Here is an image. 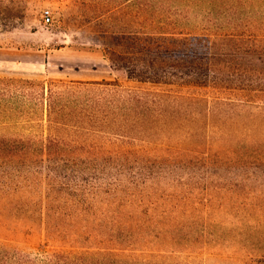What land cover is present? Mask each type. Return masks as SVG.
<instances>
[{
	"label": "trees",
	"instance_id": "obj_1",
	"mask_svg": "<svg viewBox=\"0 0 264 264\" xmlns=\"http://www.w3.org/2000/svg\"><path fill=\"white\" fill-rule=\"evenodd\" d=\"M137 7L131 39L103 52L136 85L0 77V236L52 247L8 258L0 243L2 263L179 264L222 249L234 211L235 262L264 264V0ZM190 46H207L201 71L166 57Z\"/></svg>",
	"mask_w": 264,
	"mask_h": 264
},
{
	"label": "rangeland",
	"instance_id": "obj_2",
	"mask_svg": "<svg viewBox=\"0 0 264 264\" xmlns=\"http://www.w3.org/2000/svg\"><path fill=\"white\" fill-rule=\"evenodd\" d=\"M44 8H49L52 14L51 22L47 24L41 16ZM137 11V0H0V77L44 82L106 80L136 85L133 82H126L124 71L111 67L104 59L103 52L107 48L119 50L114 43L120 38L131 39L130 36H133L132 33L138 23ZM190 47L194 48L192 55L189 51V56H182L180 53L166 57L173 65L177 62L180 66L185 65L184 70L201 71L207 62L201 58L208 57L201 54L207 51V46H201V51L200 47ZM36 53H39V56ZM109 57L116 59L118 64L127 58H134V56ZM210 94L216 95L213 91ZM221 95L224 98H242L238 94ZM215 121L218 119L215 118ZM252 135L259 136L257 132H253ZM232 171L233 168L223 169V174L231 177ZM221 173L219 171V174ZM210 181L211 179H207L203 182ZM256 185L253 183L250 186L251 190L240 184L242 187L240 190L254 195L256 188H259ZM234 214L235 212L231 211L227 218L230 221L227 220L226 227L219 233L225 238L221 241L223 251L215 250L212 245L214 243L208 246L197 245L199 247L192 255L186 256L184 252L180 254L181 257L176 258V263L239 264V261L234 260L238 256L233 255V250L237 249H234L235 245L231 247V243H236L230 223L237 221L238 217H234ZM221 217L220 215L219 218ZM26 232L0 236V243L4 245V256L39 258L50 252L52 247L41 236ZM241 239L244 240L245 237ZM254 242L253 238L246 240V243ZM261 246L263 248L259 254H264V243ZM240 255V259L246 257L245 253ZM11 261L10 259L8 263L5 261L2 263L0 260V264H14Z\"/></svg>",
	"mask_w": 264,
	"mask_h": 264
},
{
	"label": "built area",
	"instance_id": "obj_3",
	"mask_svg": "<svg viewBox=\"0 0 264 264\" xmlns=\"http://www.w3.org/2000/svg\"><path fill=\"white\" fill-rule=\"evenodd\" d=\"M41 16L43 18V21L44 23H50L51 22V19H52V14H51V11L49 8H44L42 11H41Z\"/></svg>",
	"mask_w": 264,
	"mask_h": 264
},
{
	"label": "crops",
	"instance_id": "obj_4",
	"mask_svg": "<svg viewBox=\"0 0 264 264\" xmlns=\"http://www.w3.org/2000/svg\"><path fill=\"white\" fill-rule=\"evenodd\" d=\"M37 56H39V53H36Z\"/></svg>",
	"mask_w": 264,
	"mask_h": 264
}]
</instances>
